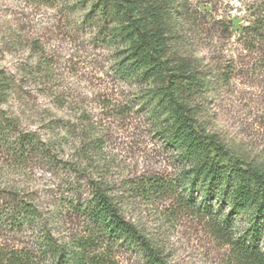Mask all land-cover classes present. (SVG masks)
I'll return each mask as SVG.
<instances>
[{"label":"rangeland","instance_id":"rangeland-1","mask_svg":"<svg viewBox=\"0 0 264 264\" xmlns=\"http://www.w3.org/2000/svg\"><path fill=\"white\" fill-rule=\"evenodd\" d=\"M175 1L182 14V35L178 40L167 37L168 52L177 46L178 51L234 70L207 115L209 128L233 155L263 164L264 41L240 30L263 15L264 0ZM94 2L0 0V71L12 80L0 102V115L14 121L8 141L20 132L34 133L54 156L52 161L32 156L20 162L0 141V190L17 191L49 215L59 199L72 192L87 198L89 179L99 178L119 195L126 219L151 240L167 264H239L225 237L210 228L208 218L182 207L177 192L149 199L127 195L126 183L148 175L173 179L182 165L158 132L165 115L151 113L156 104L152 92L163 87V79L121 78L115 73L116 52L126 50L136 36L118 35L116 43L107 46L94 40L101 30L83 22ZM129 4L148 25L147 0ZM106 23L104 30L111 34L113 28L125 26L128 17L113 15ZM65 221L63 232L81 228L75 215L66 212ZM248 221L242 212L234 228L241 232ZM30 234L17 233L14 240L31 243ZM261 245L264 248V237ZM113 250L120 264L142 263L132 245Z\"/></svg>","mask_w":264,"mask_h":264},{"label":"trees","instance_id":"trees-1","mask_svg":"<svg viewBox=\"0 0 264 264\" xmlns=\"http://www.w3.org/2000/svg\"><path fill=\"white\" fill-rule=\"evenodd\" d=\"M130 1L95 0L83 22L98 26L101 35L94 40L102 45L116 43L118 35L127 39L136 36L126 50L116 52L113 69L121 78L163 79V87L152 92L157 105L151 113L165 115L158 132L182 167L173 179L148 175L126 183L127 195L149 199L177 192L182 207L208 218L210 228L225 237L235 261L264 264V163L233 155L219 133L208 126L207 115L229 85L233 67L206 62L178 51L177 46L168 52L167 37L178 40L182 35V14L175 0H147L144 13L150 19L148 25L137 19ZM113 15L128 17V23L119 30L113 28L110 34L104 28ZM193 21L195 25V18ZM240 32L264 41V13ZM11 83L0 71V102ZM13 126L14 121L0 115V141L14 159L26 162L40 156L52 161L50 149L34 133L20 132L8 141ZM89 151L87 148L85 153ZM89 183L87 198L72 192L61 197L49 215L17 191L0 190V264H120L113 249L124 245L138 249L141 264H167L151 240L126 219L112 187L99 178H91ZM66 212L81 219L79 230L63 232ZM242 212L249 221L237 232L234 221ZM17 233H31V243L15 242Z\"/></svg>","mask_w":264,"mask_h":264}]
</instances>
